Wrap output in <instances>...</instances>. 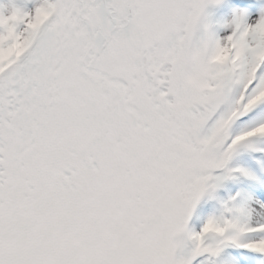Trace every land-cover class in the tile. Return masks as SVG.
Listing matches in <instances>:
<instances>
[{"label":"snow or ice","instance_id":"1","mask_svg":"<svg viewBox=\"0 0 264 264\" xmlns=\"http://www.w3.org/2000/svg\"><path fill=\"white\" fill-rule=\"evenodd\" d=\"M241 3L0 0V264H264V0Z\"/></svg>","mask_w":264,"mask_h":264},{"label":"rangeland","instance_id":"2","mask_svg":"<svg viewBox=\"0 0 264 264\" xmlns=\"http://www.w3.org/2000/svg\"><path fill=\"white\" fill-rule=\"evenodd\" d=\"M228 2L235 3L238 6H243L241 0H228ZM209 11L211 12L214 18H219L227 11V9L223 7H219V8H210Z\"/></svg>","mask_w":264,"mask_h":264}]
</instances>
